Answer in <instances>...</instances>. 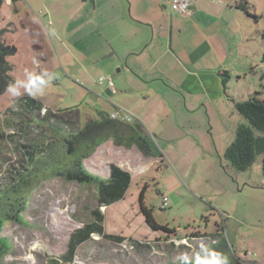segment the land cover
<instances>
[{"label": "rangeland", "instance_id": "obj_1", "mask_svg": "<svg viewBox=\"0 0 264 264\" xmlns=\"http://www.w3.org/2000/svg\"><path fill=\"white\" fill-rule=\"evenodd\" d=\"M235 2L239 5L238 14L232 13L229 22L234 21L239 41L234 46L237 57L231 62L241 73L230 74L226 92L230 99L236 101L251 96L263 99L264 0ZM26 3L28 6L24 1L10 3L1 0L0 3L3 43L16 48V53L7 59L13 66V79L25 78L26 70L56 73L58 79L49 84L45 95L38 99L50 110L78 108L80 127L85 122V115L94 117L99 110L90 91L100 93L105 86L104 82L99 84L97 80L84 82L81 66L89 65L88 59L80 63L76 52L79 46L77 38L74 32L71 33L74 28L66 29L65 26L64 17L77 16L79 0H26ZM49 19H52V24H47ZM133 95L121 98L123 102L119 103L147 109V106L135 102ZM103 96L107 97L108 93L104 91ZM15 100L7 91L0 94L1 183L4 182V167L16 165L20 157L5 137L20 120V116L4 113ZM113 100L118 105L120 99L114 97ZM231 104L229 102L231 108L223 122L214 126L217 127L216 142L211 145V150L202 147L207 144L202 139L198 148L184 138L169 143L167 140L173 132H159L164 124L161 120L164 115H158L162 117L156 119L157 123L154 121L160 124L158 133L149 128L142 132L146 137L149 134L155 136L154 145L164 159L150 161L135 147L129 151L122 150L124 147L114 145L111 139L98 145L88 158H83L87 170L103 178L108 175L110 163L134 171L123 198L99 208L105 232L126 239L118 243L92 234L77 245L69 264H178L176 257L181 252L191 254V250L201 242L224 252L229 261L238 259L248 264H264L261 158L256 157L245 171H235L223 158L225 148L233 140L234 130L240 124H247ZM166 116L170 121L174 120L173 113ZM178 118L185 128H188L189 119L190 123L198 124L200 121L195 113L192 117L185 114ZM210 127L207 125L206 134ZM47 136H54L58 141L61 139V133L57 134L51 128ZM133 153L139 159L136 160ZM55 163L59 162L53 160L46 165H35L25 189L18 192L26 194V206L21 214L23 222L10 220L3 224L2 234L12 249L0 258V264H33L27 257L31 246L36 243L41 247L31 252L35 264H51V260L66 251L71 233L84 221L91 220L90 210L96 207L95 185L70 182L51 175L56 169ZM212 233H216L214 241L210 238ZM133 240L148 245L134 248Z\"/></svg>", "mask_w": 264, "mask_h": 264}, {"label": "crops", "instance_id": "obj_2", "mask_svg": "<svg viewBox=\"0 0 264 264\" xmlns=\"http://www.w3.org/2000/svg\"><path fill=\"white\" fill-rule=\"evenodd\" d=\"M19 1L28 6L26 0ZM233 1L193 0L187 11L180 12L171 8L170 0H79L77 16L64 17V22L66 29L74 28L71 33L77 38L80 63L89 62L81 66L82 78L93 83L105 76L115 87L112 91L103 81L108 99L103 90L90 91L99 110L128 109L145 131L149 128L157 133L160 124L156 119L162 118L157 116L164 115L161 120L167 125L160 122L159 132H173L169 143L184 138L198 148L202 139L207 142L202 147L211 150L216 142L214 126L223 122L231 108L225 98L227 82L224 87L220 74L226 71L230 78L231 73H241L231 62L237 57L234 46L239 41L234 21L229 22V16L239 10ZM130 95L147 109L119 103ZM114 97L120 99L118 105ZM168 113H173V121ZM193 113L200 118L198 124L189 119L188 128L182 127L179 115L192 117ZM207 125L211 126L208 134ZM133 147L120 148L129 151ZM144 157L150 161L164 159ZM120 168L133 176L131 169Z\"/></svg>", "mask_w": 264, "mask_h": 264}, {"label": "trees", "instance_id": "obj_3", "mask_svg": "<svg viewBox=\"0 0 264 264\" xmlns=\"http://www.w3.org/2000/svg\"><path fill=\"white\" fill-rule=\"evenodd\" d=\"M12 3L17 0H10ZM1 3V0H0ZM239 9V5L236 4ZM0 30V94L6 91L7 85L14 82L13 66L8 63V57L16 53V48L3 43ZM222 85L226 84L229 75L226 71L220 74ZM231 102L235 113L247 124H240L234 130L232 142L225 148L224 160L235 171H245L261 158V173L264 177V98L251 96L246 100L236 101L225 94ZM42 109H47L42 114ZM8 116H20L19 123L6 134V141L12 144L14 152H18L16 165L4 167V182H0V258L11 252L12 246L7 237L2 234L6 221L23 222L22 212L26 206V194H18L25 189L35 165H46L53 160L56 169L51 175L60 176L70 182L94 184L96 187V207L90 210L91 220L81 223L70 235L66 251L59 255L51 264L71 263L78 244L88 240L92 234L100 235L113 242H122L124 236L107 233L103 227V214L99 209L123 198L130 185L131 174L128 170L110 163L108 175L103 178L87 170L82 162L88 158L102 142L111 139L114 145L126 149L134 145L144 156L163 157L161 151L154 145L152 136L146 137L143 125L134 120L132 123L110 118L109 112L98 110L96 116L85 115V122L78 127L80 112L78 108L50 110L45 108L39 99L33 100L27 95L14 101L13 106L4 110ZM73 114L76 116L72 117ZM36 122V123H35ZM43 126H38L39 124ZM61 133L59 141L54 136H47L48 129ZM44 140V142H42ZM60 142V143H59ZM24 163V164H23ZM27 163V164H25ZM212 233L210 238H214ZM134 248L144 247L137 241H131ZM229 264H248V262L229 261Z\"/></svg>", "mask_w": 264, "mask_h": 264}, {"label": "clouds", "instance_id": "obj_4", "mask_svg": "<svg viewBox=\"0 0 264 264\" xmlns=\"http://www.w3.org/2000/svg\"><path fill=\"white\" fill-rule=\"evenodd\" d=\"M24 76L25 78L16 79L13 83L7 85L6 91L14 99H19L23 95H27L33 100L43 97L48 85L58 79L56 73L48 70H41L38 72L26 70ZM102 79L103 78H101V80ZM41 111L43 114L47 109H42ZM174 243L178 244L179 242ZM40 247L39 243L31 246L30 254L27 259L32 260L33 264H35V257L31 255V252ZM176 261H178V264H229V258L224 252L209 247L203 242L192 249L191 254L188 252H181L176 257Z\"/></svg>", "mask_w": 264, "mask_h": 264}, {"label": "built area", "instance_id": "obj_5", "mask_svg": "<svg viewBox=\"0 0 264 264\" xmlns=\"http://www.w3.org/2000/svg\"><path fill=\"white\" fill-rule=\"evenodd\" d=\"M193 0H170L171 8L173 10H177L180 12H185L188 10V7L192 3ZM101 78H103L101 80ZM105 81L106 86L111 89L112 91H115V87L113 82L110 80V78H106L105 76L98 77L97 82L102 83ZM110 118L113 119H119L122 122L131 123L135 120V117L127 112L125 109H121L120 107H115L114 110L109 112ZM164 202L166 201V198L163 197Z\"/></svg>", "mask_w": 264, "mask_h": 264}]
</instances>
